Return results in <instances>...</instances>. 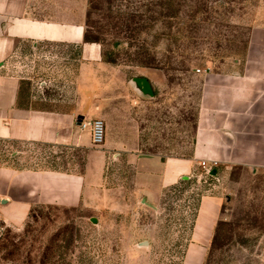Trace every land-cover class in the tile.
Returning a JSON list of instances; mask_svg holds the SVG:
<instances>
[{"label": "rangeland", "instance_id": "rangeland-1", "mask_svg": "<svg viewBox=\"0 0 264 264\" xmlns=\"http://www.w3.org/2000/svg\"><path fill=\"white\" fill-rule=\"evenodd\" d=\"M259 2L87 0L86 39L122 73L131 91L127 102H135L134 78H147L153 89V98L145 99L142 152L161 159L191 155L197 68L233 42L242 25L237 20L253 14ZM20 47L13 70L31 79L21 95H71L74 72L62 65L69 48ZM13 150L25 159L13 161L16 167L78 173L87 163L78 151L70 152L75 161L67 165L55 160L60 152L52 147L0 141V165L9 163L3 159ZM104 159L91 161L90 191L78 206H35L21 223L0 220V264H264V170L221 168L212 177L197 166L176 184L151 190L137 161ZM214 194L222 198L220 212L206 243L196 244L203 238L196 235L199 202Z\"/></svg>", "mask_w": 264, "mask_h": 264}, {"label": "crops", "instance_id": "crops-1", "mask_svg": "<svg viewBox=\"0 0 264 264\" xmlns=\"http://www.w3.org/2000/svg\"><path fill=\"white\" fill-rule=\"evenodd\" d=\"M86 13L87 0H0V141L11 147H52L60 152L55 160L67 161V165L75 161L70 152L83 153V161H87L85 170L78 173L23 168L13 166V161L25 160L22 151L7 153L3 161L9 163L0 165L2 222L21 223L35 206H78L90 191L91 161L111 156L125 155L140 163L148 177L144 188L151 190L176 184L201 161L209 165L212 177L221 168L264 170V0L253 14L237 20L242 25L234 30L233 42L221 45L217 58L205 62L196 74L198 100L191 155L163 159L141 150L145 99L154 96L148 79L140 77L148 81L150 93L132 80L135 102H127L131 91L122 73L118 76V69L102 59L99 44L85 40ZM23 43L34 48L38 44L69 48L62 65L74 72L71 95H21L23 82L31 80L13 70ZM74 52L76 58H70ZM42 102L54 105H38ZM91 119L105 124V139L98 147L92 145L90 131L80 127ZM94 153L103 158L97 159ZM221 204L219 195L201 198L196 235L203 238L196 244L206 243L204 238L208 239Z\"/></svg>", "mask_w": 264, "mask_h": 264}, {"label": "built area", "instance_id": "built-area-1", "mask_svg": "<svg viewBox=\"0 0 264 264\" xmlns=\"http://www.w3.org/2000/svg\"><path fill=\"white\" fill-rule=\"evenodd\" d=\"M200 69H197V72H199ZM80 127L82 129H88L90 131L91 136V143L94 147L100 146L104 139H105V124L104 121L101 119H91L86 122H81ZM213 166H215L216 163H212ZM199 166L206 171L207 174H209L210 167L207 165L205 161H201L199 163ZM1 206V201H0Z\"/></svg>", "mask_w": 264, "mask_h": 264}, {"label": "water", "instance_id": "water-1", "mask_svg": "<svg viewBox=\"0 0 264 264\" xmlns=\"http://www.w3.org/2000/svg\"><path fill=\"white\" fill-rule=\"evenodd\" d=\"M133 81L141 83L144 87V90L150 93V86H149L148 81L145 78L138 77V78H134ZM214 173H215L214 171L210 172L211 175H214Z\"/></svg>", "mask_w": 264, "mask_h": 264}, {"label": "trees", "instance_id": "trees-1", "mask_svg": "<svg viewBox=\"0 0 264 264\" xmlns=\"http://www.w3.org/2000/svg\"><path fill=\"white\" fill-rule=\"evenodd\" d=\"M85 40L88 41V40L86 39V32H85Z\"/></svg>", "mask_w": 264, "mask_h": 264}]
</instances>
